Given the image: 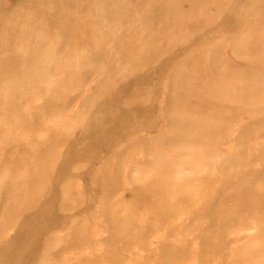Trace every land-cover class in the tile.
I'll return each instance as SVG.
<instances>
[{
  "label": "rangeland",
  "instance_id": "1",
  "mask_svg": "<svg viewBox=\"0 0 264 264\" xmlns=\"http://www.w3.org/2000/svg\"><path fill=\"white\" fill-rule=\"evenodd\" d=\"M100 1L108 21L83 1L84 18H61L62 1L0 0V264H264L262 1L152 0L159 32L128 56L138 14ZM180 1L199 8L192 23ZM229 4L232 28L214 16ZM260 37L251 56L234 52ZM104 48L117 59L87 68ZM199 56L203 73L185 68ZM185 183L201 193L164 188Z\"/></svg>",
  "mask_w": 264,
  "mask_h": 264
},
{
  "label": "bare ground",
  "instance_id": "2",
  "mask_svg": "<svg viewBox=\"0 0 264 264\" xmlns=\"http://www.w3.org/2000/svg\"><path fill=\"white\" fill-rule=\"evenodd\" d=\"M60 1H62V5H60ZM84 2L85 4H87V5H89L92 9H95L96 7H98L97 9L99 10V12H101V14L105 17V19H106V21H108L109 19H110V17L108 16V13H109V10H110V5H109V3L108 2H106V1H100V0H55V4H59L60 5V7H57L56 6V9H57V15H58V17H63V16H65L66 18H68V17H70V16H78V18H79V16L80 15H84V12L82 11V9H80V7H81V2ZM152 0H144V2H145V5L143 6V4H142V0H127V2L123 5V9H124V11H126V12H129V11H133V10H135V12H136V14H138L137 15V17H132V18H130V22L131 23H129V25H130V28H132L133 30H132V32H136V31H138V37L136 36V37H131V42H129V43H127V45H125V50L123 51V54L124 55H126V56H128V55H132L136 50H137V47H141V49L143 50L144 49V46H145V44H146V42H147V40H146V38H148V37H150V35L152 34V33H156V32H159L158 30H157V28H155V24H156V22H157V19L155 18V16L152 14V13H149V12H147V9L149 10V4H148V2L150 3ZM217 1H219V0H217ZM262 1V6H264V0H252V4L250 5V7L251 8H254V10H256V11H258V9L261 11V5H260V3L259 2H261ZM186 3H184V4H182V2L180 1V6L178 7V8H175V9H177V10H179V12H180V18H181V23L184 25V23L185 22H188V23H192V21H188V20H183V18H188L189 16H190V14L191 13H193V12H196V11H198L199 10V8L198 7H195V5H193V7H192V9H190V10H188V11H184L183 9H184V5H185ZM232 6H234V4L233 5H230L229 4V6H220L219 7V9L218 10H216V12H215V14H214V16L216 17V18H224V19H226V14H225V11L226 10H228L230 7H232ZM62 7V8H61ZM150 11V10H149ZM151 12V11H150ZM191 12V13H190ZM68 13V14H67ZM186 13H189V15L187 16L186 15ZM234 13V12H233ZM142 16V17H141ZM250 16H254L252 13H251V11L250 10H248V11H245L244 13H243V15H242V18H241V20H242V22H241V24H244V23H247L248 22V20H247V18H250ZM18 18H19V16H18ZM83 18H84V16H83ZM80 21H81V19H79ZM201 20V17H200V19H199V21H197V22H202V21H200ZM216 20V21H215ZM227 20V24L231 27V22L230 23H228V19H226ZM205 21V20H204ZM258 21H260V20H258ZM213 22L214 23H216L215 25H217L218 26V28L220 27V21H219V19H214L213 20ZM213 22H211V23H213ZM222 23V22H221ZM252 23H254V22H252ZM252 23H250V24H252ZM258 22H257V20H256V27L258 26V24H257ZM261 23V22H260ZM259 23V24H260ZM211 24H210V22H209V24H207L206 22H204V23H202V30L198 33V40L195 38V36H193V35H195V34H192V35H189V39H190V42H188L187 41V45H189V46H191V44L193 45V46H191V47H195L194 46V43L196 42V41H199L200 39H199V35H201V34H204L205 32V30H207L208 28H209V26H210ZM245 25V24H244ZM243 25V26H244ZM168 27H169V25H167ZM217 26H215V27H217ZM250 26V25H249ZM141 27H145V31H146V35L144 36V37H141V32H140V30H139V28H141ZM255 27V28H256ZM165 28H166V26H165ZM232 28V27H231ZM209 31H211V29H209ZM206 33H208L209 34V32L208 31H206ZM197 35V34H196ZM95 40H96V38L94 39V42H95ZM192 40H195L193 43H192ZM261 44V37L260 38H252V39H246V40H244V42H242V41H239V44H236V45H233L232 47L234 48V52H236V53H240V54H246V55H250L251 56V54H252V52H253V50L254 49H256L257 47H259V45ZM71 45V44H70ZM39 47V46H38ZM192 50V49H191ZM190 50V53L191 52H193V51H195V50H197V49H193L192 51ZM110 52V50L109 49H107V50H105V48H104V51L103 52H101V53H98L96 50H94V49H92V50H90V52H89V54L88 55H86V58L85 59H87V61H85V64L87 65L86 67L88 68V65L90 66V65H95V64H98L99 62H102L103 63V60H102V56L104 55V56H108V57H110V59L111 58H114V59H117L116 57H113L114 56V52L113 53H109ZM146 52V51H145ZM109 53V54H108ZM189 53V54H190ZM198 55V52H193L192 53V55H191V57L190 58H192V60H194L193 59V56L194 55ZM200 54V53H199ZM66 55H68V54H66ZM53 55L50 53V57H52ZM125 57V56H124ZM198 57V56H197ZM252 57H253V55H252ZM202 57L201 56H199V59L197 60L198 61V64L199 65H197V63L196 62H194V63H192L191 61L192 60H188V59H186L185 61L187 62V61H190V62H187L186 64H185V68H187V69H191V68H193L194 70H196L195 72L197 73L198 71L200 72V73H203V71L205 70V63H199V60L201 59ZM220 60V57H218V56H215V57H213L212 58V60H210V63L212 64V66H214V67H216V62H218ZM253 60H254V63H255V67H258L259 69H261V66H263V64L261 63V60L258 58V57H253ZM257 60V61H256ZM48 61V60H47ZM50 61V60H49ZM264 62V61H263ZM258 63V64H257ZM196 64V65H195ZM112 65H114L113 63H112ZM202 66L204 67V69L202 68ZM81 68V67H80ZM207 71V70H206ZM220 73V72H219ZM188 77H189V79H192L193 81H195V79L196 78H193L192 77V75L190 74V73H188ZM75 72H73L72 74H71V76H69L68 78H66L65 79V82H64V84L65 83H67V82H71V83H73L74 81H75ZM70 80V81H69ZM197 82V81H196ZM59 86H62V84H59L58 85V83H54L53 85H52V87L53 88H56V87H59ZM260 89H261V86H258V85H256L254 88H253V91L255 92L256 90H257V92L255 93V95H258L259 94V91H260ZM237 93V92H236ZM249 92L247 91V90H245V91H243L242 92V94H241V91H239L237 94H235V96H234V98H235V100H239L240 99V101H242V102H244L245 100H246V98H249V99H252V95H247ZM234 94V93H233ZM246 97V98H245ZM52 103H55V99H51L50 101H47L46 102V104H52ZM189 119L187 118V121H188ZM205 122L206 123H204V124H208V126L207 127H211V128H213L214 126H212L211 125V123L210 122H207V120H205ZM213 139H220V136H213ZM239 145H241V144H239ZM44 163V162H43ZM222 170L224 171V166H222ZM224 177H226V180L228 179V173H226L225 171H224ZM225 182H226V180L225 179H223ZM161 183V182H160ZM209 183H211V181L209 182ZM208 183V184H209ZM187 183H185V184H182V185H178L175 189H170V190H167L168 189V187H164L165 188V190H166V192L167 191H169V194L171 195V193H173L174 191L176 192V190L178 191V190H180V189H186L187 188V191L188 192H186V193H193V192H196V194H198V193H201V189H199V188H196V187H194L193 189H192V186H189V185H187L186 187H185V185H186ZM214 186V185H213ZM213 186H211V187H213ZM30 188V187H29ZM204 188V187H203ZM208 188H205V191L207 190ZM212 189V188H211ZM200 191V192H199ZM154 193L156 194V195H158V193L157 192H155L154 191ZM169 195V196H170ZM223 195V192L220 194V196H222ZM225 195V194H224ZM223 195V196H224ZM244 195H245V197H246V199L247 200H245L244 198ZM222 196V197H223ZM241 196V205H240V208L243 206V204L246 202V201H248V200H250V198H252V194H247V193H243V194H241L240 195ZM244 201H243V200ZM243 201V202H242ZM239 210V209H238ZM237 209H236V212L238 211ZM245 210V209H244ZM243 210V211H244ZM249 211V210H248ZM233 212H235V211H233Z\"/></svg>",
  "mask_w": 264,
  "mask_h": 264
}]
</instances>
